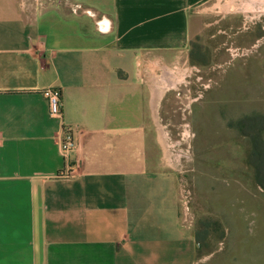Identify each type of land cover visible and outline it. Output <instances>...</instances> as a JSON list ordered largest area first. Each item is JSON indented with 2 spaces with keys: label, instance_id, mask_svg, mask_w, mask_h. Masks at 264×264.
Returning <instances> with one entry per match:
<instances>
[{
  "label": "crops",
  "instance_id": "0c3cea01",
  "mask_svg": "<svg viewBox=\"0 0 264 264\" xmlns=\"http://www.w3.org/2000/svg\"><path fill=\"white\" fill-rule=\"evenodd\" d=\"M244 1L0 0V264H199L166 95L195 23ZM62 127L76 142L68 177Z\"/></svg>",
  "mask_w": 264,
  "mask_h": 264
},
{
  "label": "rangeland",
  "instance_id": "374dc122",
  "mask_svg": "<svg viewBox=\"0 0 264 264\" xmlns=\"http://www.w3.org/2000/svg\"><path fill=\"white\" fill-rule=\"evenodd\" d=\"M236 10H206L195 23L188 72L164 107L167 161L201 243L199 264H264V188L247 163L253 131L264 145V7L245 0Z\"/></svg>",
  "mask_w": 264,
  "mask_h": 264
},
{
  "label": "built area",
  "instance_id": "2783aa9c",
  "mask_svg": "<svg viewBox=\"0 0 264 264\" xmlns=\"http://www.w3.org/2000/svg\"><path fill=\"white\" fill-rule=\"evenodd\" d=\"M43 97L47 101L48 113L51 118H61V95L60 90L56 87L47 88L43 91ZM59 146L63 157L65 168L64 174L66 177L71 176L73 169L69 163V156L76 148L73 129L62 127L59 135Z\"/></svg>",
  "mask_w": 264,
  "mask_h": 264
},
{
  "label": "trees",
  "instance_id": "16d2710c",
  "mask_svg": "<svg viewBox=\"0 0 264 264\" xmlns=\"http://www.w3.org/2000/svg\"><path fill=\"white\" fill-rule=\"evenodd\" d=\"M261 122H264V118H262ZM246 126H249L248 120H244L243 123L242 121L239 122L238 127H242V130L243 128H246ZM250 140L253 144V148L250 149L248 153L247 163L251 166L253 171L254 182L264 188V145L259 140V129L253 131Z\"/></svg>",
  "mask_w": 264,
  "mask_h": 264
},
{
  "label": "bare ground",
  "instance_id": "6f19581e",
  "mask_svg": "<svg viewBox=\"0 0 264 264\" xmlns=\"http://www.w3.org/2000/svg\"><path fill=\"white\" fill-rule=\"evenodd\" d=\"M170 77H171V75H170ZM173 79V78H172ZM168 81V80H167ZM169 82H171V81H169Z\"/></svg>",
  "mask_w": 264,
  "mask_h": 264
}]
</instances>
